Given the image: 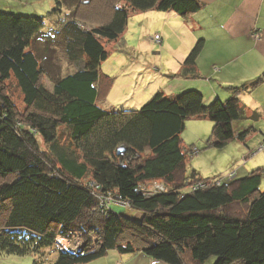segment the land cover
Returning a JSON list of instances; mask_svg holds the SVG:
<instances>
[{"label":"trees","instance_id":"trees-1","mask_svg":"<svg viewBox=\"0 0 264 264\" xmlns=\"http://www.w3.org/2000/svg\"><path fill=\"white\" fill-rule=\"evenodd\" d=\"M88 1L54 0L51 13L69 16L59 29L64 52L78 65L61 75L46 71L35 48L45 16L0 9V252L40 255L43 263L45 252L55 249L50 264H87L110 250L142 252L168 264H204L213 256L214 264H264V169L229 179L189 174L194 147H183L181 138L186 120L199 117L214 123L213 145L245 140L251 126L234 128L248 118L240 94L261 85L264 72L232 86L228 99L209 104L189 86L174 95L159 90L139 108H105L99 104L102 66L110 57L104 41L119 42L134 11L172 10L188 17L202 3L119 0L103 22L88 27L78 14ZM203 42L176 75L201 78L196 64ZM47 74L52 88L43 84ZM13 81L24 110L15 102ZM122 145L126 150L118 153ZM154 182L164 190L155 192ZM99 196L118 197L129 207L112 206L142 217L102 213ZM74 233L83 236L81 250L55 248L58 236Z\"/></svg>","mask_w":264,"mask_h":264},{"label":"rangeland","instance_id":"rangeland-1","mask_svg":"<svg viewBox=\"0 0 264 264\" xmlns=\"http://www.w3.org/2000/svg\"><path fill=\"white\" fill-rule=\"evenodd\" d=\"M90 1L83 3L78 9L81 20L88 27L103 22L106 18L104 17V12L107 11L111 3L116 2L117 4L119 0ZM6 2L10 3L9 7H6L9 9H6V11L45 16L44 31L36 37L35 48L41 57L44 58V67L50 75H53L56 71L60 75L66 74L78 67L77 63L71 62L67 58L64 52L62 34L59 31L62 23L69 16L63 17V15L59 16L51 13L54 0H6ZM120 4L122 5V2ZM137 12H133L130 15L127 29L123 32V36H120L119 42L104 41L110 52V57L107 60L108 62L105 61L103 63L102 69L113 78L105 77L103 79L104 84L101 87L99 104L108 109L141 107L143 103L138 102L141 101L142 92L146 89L148 95L159 90L164 91L166 95H174L180 92L181 76L171 77L169 74L170 72L180 73V70L175 69L178 66L179 55L185 50L189 54L192 48L187 49L183 44H180L182 35L179 31L168 29V24L156 22L165 17L166 14H162V11L157 10L153 14ZM168 18L171 17L168 16ZM156 34L159 36L156 37ZM123 37L127 40V46L125 47L123 42L120 43ZM179 46L182 48L181 52L176 54L175 49ZM241 71L243 72V70ZM49 74L47 76L44 75L42 81L46 87L52 88L53 81L48 76ZM217 78L218 80H223L222 75L218 74ZM242 78V76L238 77L232 73L224 76L226 83L227 81L233 82L229 85L234 86L242 85L255 79L253 77L243 81L241 80ZM12 86L15 102L19 109L24 110V100L15 81L11 83ZM226 86L228 85L226 84ZM249 92L260 98V95L264 93V86L260 87L259 85L249 90ZM140 94L141 96H139ZM132 99L135 105L130 103ZM213 100L214 98L210 102ZM261 104H263V107H260V109L257 106L246 104L251 117L234 122V128L238 132L251 126V131L245 140L234 138L223 147H217L209 142L214 126L210 119L199 117L187 119L185 128L181 133L182 144L186 149L194 147L193 155L187 159L188 173L190 174L195 170L202 178L223 177V179H229L234 173L237 174V177H242L255 169H264V103ZM257 110L261 114L259 119L254 114ZM62 144L67 145V140L62 139ZM196 148L199 149L198 153L195 152ZM153 185L154 191L161 188L158 187L161 186L160 182H154ZM112 208L116 213L124 214L134 219L142 217L138 212L131 209H125L120 206H113ZM61 238H64V240ZM82 238L83 236L78 233H74L72 237L58 236L57 242L59 245L57 244L55 248H77L79 246L78 243L81 244ZM49 251H51V256L47 260ZM115 252L116 250H110L105 257L89 264H115ZM45 254L47 255L44 262L41 263L42 257L40 255H16L0 252V264H34L35 261L39 264H50L56 255L55 249H48ZM216 259L217 257L213 256L205 261L204 264H214ZM123 264H125L124 260Z\"/></svg>","mask_w":264,"mask_h":264},{"label":"crops","instance_id":"crops-1","mask_svg":"<svg viewBox=\"0 0 264 264\" xmlns=\"http://www.w3.org/2000/svg\"><path fill=\"white\" fill-rule=\"evenodd\" d=\"M198 1L202 3L201 9L191 13L188 17H183L172 10L162 11V14H166L165 17L156 22L168 24V29L179 31L182 35L180 44H183L187 49L193 48L199 39H204L203 48L197 58L196 65L197 71L202 76L199 79L181 78V76L180 90L189 86L200 89L205 95V102L209 103L213 98L214 100L216 98L228 99L232 95L231 87L234 85L229 84L233 82L227 81L226 83L225 75H231L232 73L238 77L242 76L241 80L244 81L253 77L256 78L264 72V0ZM6 7H9V5L3 6L0 3V9H9ZM156 11V9H150L141 12L153 14ZM168 16L171 18H168ZM122 40L124 47L127 46V40L124 37ZM181 49V46L177 47L175 49L176 54H179ZM181 53L177 61L178 66L175 67L180 72L188 56L186 50ZM102 73L101 87L104 84L103 79L105 77H112L106 74L103 69ZM176 74L170 72L169 76L178 77ZM218 74L222 75L223 80H218ZM262 86H264V82L260 85V87ZM154 92L148 95L147 89L143 91V95L141 96L142 93L139 95L141 96V101L138 103L144 104ZM242 93V95L240 94V99L247 109L249 108L246 104L257 106L258 109L263 107L261 103H264V93L260 95V98L259 96H254V94L252 95V92L250 93L249 91ZM130 103L135 105L133 99ZM259 115L261 114L259 113ZM247 117V119L251 117L249 111ZM115 254V264H123V260L125 264H168L161 260L153 259L142 252L120 254L116 251Z\"/></svg>","mask_w":264,"mask_h":264},{"label":"built area","instance_id":"built-area-1","mask_svg":"<svg viewBox=\"0 0 264 264\" xmlns=\"http://www.w3.org/2000/svg\"><path fill=\"white\" fill-rule=\"evenodd\" d=\"M158 36L159 35H156V37H158ZM195 152L198 153L199 151L195 149ZM158 187H161V188H158L159 191L164 190L163 186H158ZM157 191L158 190L156 189L155 192H157ZM99 201H100V206L102 207L101 208L102 213H106L107 211H109L112 205H120V206L123 205L125 207H129L128 202L121 200L118 197L115 198L113 196H99ZM61 239L64 240V238H61ZM78 244H79V246L77 248H79L82 245L80 243H78Z\"/></svg>","mask_w":264,"mask_h":264},{"label":"clouds","instance_id":"clouds-1","mask_svg":"<svg viewBox=\"0 0 264 264\" xmlns=\"http://www.w3.org/2000/svg\"><path fill=\"white\" fill-rule=\"evenodd\" d=\"M113 206H111V208H110V210H113V208H112ZM109 210V211H110ZM57 244H58V242H57ZM81 246L79 247V248H61V249H65V250H67V251H70V252H73V253H76V252H78L79 250H81V248H82V246H83V240H81ZM59 245V244H58ZM71 247V246H70Z\"/></svg>","mask_w":264,"mask_h":264},{"label":"water","instance_id":"water-1","mask_svg":"<svg viewBox=\"0 0 264 264\" xmlns=\"http://www.w3.org/2000/svg\"><path fill=\"white\" fill-rule=\"evenodd\" d=\"M125 150H126V147L122 145V146L119 147L118 153H121V152H123Z\"/></svg>","mask_w":264,"mask_h":264}]
</instances>
